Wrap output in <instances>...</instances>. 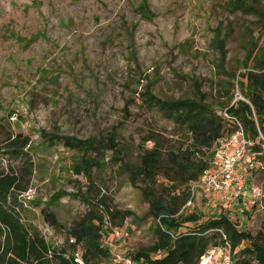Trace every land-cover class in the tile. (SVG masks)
Segmentation results:
<instances>
[{
    "label": "rangeland",
    "instance_id": "obj_1",
    "mask_svg": "<svg viewBox=\"0 0 264 264\" xmlns=\"http://www.w3.org/2000/svg\"><path fill=\"white\" fill-rule=\"evenodd\" d=\"M141 1L0 0V172L32 170L30 187L19 197L18 208L52 245L65 243L76 222L89 211L100 215L102 209L72 196L51 202L60 191L85 192L88 184L71 170L74 151L60 141L50 145L48 135L86 140L116 133L119 144L127 147L125 160L137 164L141 144L150 133L177 139L172 122L143 102L140 93L148 81L155 82L156 96L170 100L194 98L195 80L208 101L215 102L216 89L225 79L213 68L217 54L213 31L232 22L234 33L227 41L232 67L243 60L244 26L264 40L258 29L261 21L231 13L229 0H149L151 21L140 15ZM17 135L30 139L31 145L16 157L6 145ZM262 151V165L247 179L246 192L256 188L259 193L254 203L251 196L234 202L216 195L198 201L199 206L186 213L199 215L200 223L225 215L239 232L264 243L263 146ZM128 179L120 164L107 163L96 172L92 186L97 199L103 197L111 208L133 213L119 238L110 226L102 236L100 243L109 248L110 256L145 251L155 241L154 222L147 217L148 205L138 189L143 184L138 180L135 187ZM160 183V190L166 191L168 184ZM250 246L249 241L242 243L235 261L243 259L241 251Z\"/></svg>",
    "mask_w": 264,
    "mask_h": 264
},
{
    "label": "trees",
    "instance_id": "obj_2",
    "mask_svg": "<svg viewBox=\"0 0 264 264\" xmlns=\"http://www.w3.org/2000/svg\"><path fill=\"white\" fill-rule=\"evenodd\" d=\"M263 1L229 0L228 7L233 14H249L258 18L262 24V28L258 29L264 36ZM138 11L144 20L154 18L149 0H142ZM213 32L212 46L217 52L213 68L225 79L216 89L215 102L208 101V95L195 80L194 98L161 99L153 93L154 81H148L142 87L140 95L146 107L157 110L176 128L177 139L174 142L163 138L160 133H150L141 144L138 163L134 164L125 160L127 147L119 144L116 133L103 139L90 137L86 140L47 136L50 145L60 141L65 148L74 151L71 170L88 184L85 192L79 190L78 193L68 194L60 191L52 196L51 202L72 196L86 205L102 209L100 215L89 211L76 222L65 243H48L43 234L21 217L19 197L30 187L32 170L0 172V264H79L74 256L78 248L82 250L83 264H100L108 260L110 250L101 245L102 236L110 229L109 226L123 228L126 218L133 213L113 209L103 197L97 199L92 195L96 172L102 171L107 163L120 164L132 186L136 187L138 180L143 184L138 189L148 205L147 217L154 222L151 232L155 241L148 250L128 254L136 262L199 264L211 247L223 242V233L232 247L233 264H264V243L259 237L239 232L225 215L200 223L199 215L181 211L189 199L191 183L199 180L209 168L217 141L237 130L233 123L220 116V111L227 109L230 116L236 117L243 125L246 138L254 143L252 151L257 154L262 152L264 40L255 38L251 28L244 26L240 34L243 60L232 67L227 50V41L234 33L232 22L226 26L218 25ZM236 86L248 103L238 101L231 106ZM147 143H151L152 147H146ZM30 145V139L17 135L7 140L6 149L17 157L28 151ZM160 181L168 184L166 191L160 190ZM117 217L121 218L119 223L115 221ZM45 218L51 225L56 224L53 217ZM246 241L251 246L241 251L245 257L235 261V251ZM154 255L161 256L154 258Z\"/></svg>",
    "mask_w": 264,
    "mask_h": 264
},
{
    "label": "built area",
    "instance_id": "obj_3",
    "mask_svg": "<svg viewBox=\"0 0 264 264\" xmlns=\"http://www.w3.org/2000/svg\"><path fill=\"white\" fill-rule=\"evenodd\" d=\"M234 99L231 103L233 106L238 101L247 102L239 92L238 86L234 91ZM248 103V102H247ZM220 116L231 123H233L237 130L235 133L219 139L216 143L213 156L209 161V168L203 172L199 180L191 183L189 187V199L181 211L194 209L198 200L209 199L212 196L223 195L229 199L240 201L244 196L247 186L248 175L255 170L257 166H261V160L257 154L252 151L254 143L249 141L245 136V131L242 123L227 112V109L220 111ZM262 146L264 148V138L261 135ZM262 168H264L262 166ZM251 198L254 203L258 197V190L252 188ZM223 198V197H222ZM123 228L114 230V237L119 238L123 233ZM222 233V232H221ZM223 242L211 247L203 257H201L199 264H233V254L230 242L222 233ZM74 243V240H70ZM110 246V244H109ZM75 261L83 264L82 251L77 249L74 254ZM100 264H140L128 254L117 253L110 256V258Z\"/></svg>",
    "mask_w": 264,
    "mask_h": 264
},
{
    "label": "crops",
    "instance_id": "obj_4",
    "mask_svg": "<svg viewBox=\"0 0 264 264\" xmlns=\"http://www.w3.org/2000/svg\"><path fill=\"white\" fill-rule=\"evenodd\" d=\"M244 195H246V196L248 197L247 199H249V198H250V196H251V192H250V193H247V192L245 191ZM219 200L221 201V197L219 198ZM230 200H232V201L236 202V200H234V199H230ZM198 201H201V199H200V200H198ZM198 201L196 202V207H198V206H199V202H198ZM194 209H196V208H194ZM194 209H193V210H194ZM219 216H220V215H219ZM219 216H218V217H219ZM218 217H216V218H218ZM216 218H215V219H216Z\"/></svg>",
    "mask_w": 264,
    "mask_h": 264
}]
</instances>
